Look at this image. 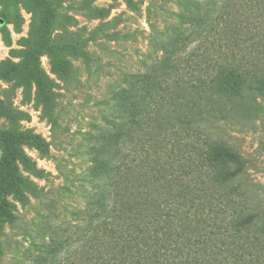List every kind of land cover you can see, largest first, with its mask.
<instances>
[{
    "label": "trees",
    "instance_id": "1",
    "mask_svg": "<svg viewBox=\"0 0 264 264\" xmlns=\"http://www.w3.org/2000/svg\"><path fill=\"white\" fill-rule=\"evenodd\" d=\"M35 1L42 14L34 31L35 45L13 68L11 78L33 82L50 112L47 98L52 83L40 68L41 55H56L53 71L66 79L70 67L64 58L85 56L80 51L95 39L98 28L80 47L73 41L55 45L51 42L54 9L47 0ZM85 4L81 8L93 18L108 15ZM126 5L136 10L133 0H126ZM206 7L203 13L193 8L195 15L179 17L185 28L163 47L159 62L130 76L128 86L112 95L117 121L100 133L97 140L102 145L90 149L91 178L97 182L94 199L79 214L83 223L64 227L63 240L58 249L54 247L56 252L64 249L63 258L53 255L48 264H264V219L246 207L245 191L234 185L244 171L237 152L204 141L205 169L158 172L133 169L126 161L134 151L131 148L140 145L143 134L158 126L160 119H171L180 131H193L197 104L191 100L197 91L192 84V90L184 91L181 62L185 70L210 58L204 64V77L195 82L211 85L216 93L246 96L247 102L255 94L264 97V0H208ZM238 52L244 54L239 59ZM2 111L0 101V115ZM22 145L48 154L39 136L0 131V219L12 215L8 195L35 193L32 183L20 175L17 162L34 176L42 174L24 156ZM172 170L180 178H168Z\"/></svg>",
    "mask_w": 264,
    "mask_h": 264
},
{
    "label": "rangeland",
    "instance_id": "2",
    "mask_svg": "<svg viewBox=\"0 0 264 264\" xmlns=\"http://www.w3.org/2000/svg\"><path fill=\"white\" fill-rule=\"evenodd\" d=\"M47 1L55 14L53 44L73 41L80 47L91 32L99 31L81 49L85 56L67 54L64 58L70 67L66 79L53 71L52 57L56 55H41L40 68L52 83V95L47 98L50 112H46L33 82L11 78L13 68L35 45L34 31L41 23V11L35 0H0V131L30 132L48 147V154L43 155L30 145L21 146L24 156L42 174L34 176L17 162L20 175L32 183L35 193L20 191L6 197L12 215L0 219V264H48L53 255L57 260L63 258L64 249L56 252L54 247L59 248L64 227L81 223L80 212L94 199L97 182L91 178L94 163L90 149L102 145L97 140L100 133L117 121L112 95L128 86L130 76L159 62L163 47L176 31L185 28L179 17L195 15L193 8L205 12L208 2L133 0L136 10H131L126 0ZM83 1L88 8L107 11L108 15L102 19L89 16L88 10L81 8ZM195 45L191 44L186 53ZM236 55L239 59L244 54ZM208 61L210 58L198 60L197 65L185 70L184 63L180 64L186 81L184 91L192 90L190 84L197 91L191 100L197 104L193 131H180L171 119H160L158 126L143 134L140 145L131 148L134 151L126 161L133 169L158 172L205 169L204 141L223 144L243 161L244 171L234 185L245 191L246 207L264 219V97L255 94L247 102L246 96H224L211 85L195 82L204 77ZM180 175L172 170L168 178Z\"/></svg>",
    "mask_w": 264,
    "mask_h": 264
}]
</instances>
